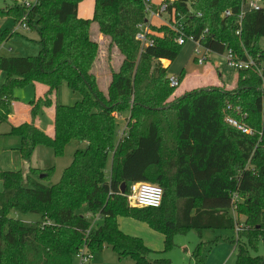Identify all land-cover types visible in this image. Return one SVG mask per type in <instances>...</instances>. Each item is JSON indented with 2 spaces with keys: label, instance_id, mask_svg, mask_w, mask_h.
Masks as SVG:
<instances>
[{
  "label": "trees",
  "instance_id": "trees-1",
  "mask_svg": "<svg viewBox=\"0 0 264 264\" xmlns=\"http://www.w3.org/2000/svg\"><path fill=\"white\" fill-rule=\"evenodd\" d=\"M83 1L40 0L29 13L31 30L41 38L39 55L0 56V71L7 74L0 86V123L9 118L16 88L29 83L48 88L30 102L31 122L12 129L22 139V159L29 162L38 146L61 157L71 142L87 144L56 184H50L53 169L0 172V264H73L84 246L94 255L106 245L136 264H171L152 259L156 252L143 239L119 228L120 217L161 233L164 252L172 249L177 234L236 230L243 217L242 230L231 240L236 264H264V254H258L264 246V75L241 71L232 90L211 87L170 101L176 88L170 86L168 69L181 50L173 32L149 23L144 0H96L91 19L78 17ZM241 7L242 0H175L171 5L186 16L189 35L198 39L208 30L204 46L213 53L231 49L264 62V8L244 16L238 36ZM229 10L232 15L225 17ZM24 14L19 5L0 8L1 16L16 23ZM93 25L109 39L107 61L112 62L115 49L123 57L117 71L110 67L106 92L93 72L100 56ZM139 25L149 27L147 44L137 39ZM12 36L0 32V43ZM178 78L181 83L184 72ZM64 83L81 100L71 106L57 102ZM43 107L54 108L53 136L35 124ZM124 116L126 135L118 140ZM228 117L252 134L228 124ZM135 183L161 187L162 205L131 207L128 195ZM20 213L38 214L41 220L23 222L14 217Z\"/></svg>",
  "mask_w": 264,
  "mask_h": 264
},
{
  "label": "rangeland",
  "instance_id": "rangeland-1",
  "mask_svg": "<svg viewBox=\"0 0 264 264\" xmlns=\"http://www.w3.org/2000/svg\"><path fill=\"white\" fill-rule=\"evenodd\" d=\"M19 0H0V8H14L18 6ZM153 23L160 25L158 20ZM97 27V26H95ZM17 28V23L12 16L0 15V32H12V38L0 43V56L2 57H35L38 56L42 47L40 44V36L36 31H25ZM162 37V36H161ZM260 46L264 47V38L260 41ZM194 45L188 42L181 47L179 57L169 67L168 74L180 77L184 72V78L181 85L176 88L177 95H185L195 90L207 89L211 87H220L225 90H232L237 85L238 72L227 64V53L220 55L211 53L209 59L204 65H198L193 55ZM104 62H105V58ZM163 64V62H162ZM168 63L165 62V65ZM7 74L0 71V86L6 83ZM208 80V81H205ZM101 82V81H100ZM216 86H214V85ZM101 86V84H100ZM102 91L106 92L104 85L101 86ZM14 94L19 98L22 106H29L30 102L36 100L35 83H29L24 87L15 89ZM173 97L170 99V101ZM81 100V95L73 93L68 85L64 83L58 90L57 101L60 104L71 106ZM13 106V103L12 105ZM50 108L43 107L40 114L41 126L47 130L50 124L49 112ZM126 123L120 119V128H126ZM118 131L119 140L120 134ZM22 145V139L17 135L10 134V126L7 122L0 123V171L14 170L16 167H22L25 162L20 152L17 150ZM76 143L71 142L65 148L61 157H56L55 165L52 162L47 163L49 169H53L50 184H56L61 180L65 169L71 165L77 150ZM34 154V153H33ZM41 157V156H40ZM33 157H31L32 159ZM30 159V160H31ZM67 161L69 164L67 165ZM35 161V158L33 159ZM111 158L108 162V174L111 167ZM64 164V165H62ZM3 190V182L0 179V191ZM130 195V194H129ZM128 195V202L130 204ZM16 219L23 222L33 223L41 220V216L34 213L14 214ZM240 216H238L239 218ZM244 218L240 217L239 222L243 224ZM119 228L126 234L139 237L144 240L147 247L153 250L152 259L165 258L171 261V264H236L237 251L235 245L231 243L233 238L237 237V230H204L199 233L195 230L185 234H177L173 238L171 250L164 252L165 242L164 236L152 230L147 224L139 222L131 218H118ZM216 241V242H215ZM259 255L264 254V246L259 245ZM73 264H82L77 257L74 258ZM90 264H136L131 258L120 259L110 246H105L101 252L95 253Z\"/></svg>",
  "mask_w": 264,
  "mask_h": 264
},
{
  "label": "built area",
  "instance_id": "built-area-1",
  "mask_svg": "<svg viewBox=\"0 0 264 264\" xmlns=\"http://www.w3.org/2000/svg\"><path fill=\"white\" fill-rule=\"evenodd\" d=\"M40 0H19V6L25 10L24 16L17 23V28L25 31H31V27L29 25V13L30 11L39 4ZM173 1L167 0L160 2L159 4H154L152 0H144L145 11L148 17V20L152 18H162L163 16H167L168 20L165 21V26L168 27L174 35V40L178 46L183 47L188 42L193 43V55L194 60L198 65H204L205 62L208 61L209 55L213 53L210 49L204 46V40L206 35L208 34V30L205 31L200 38H196L193 35H189L187 33V23L186 16L182 13L176 11L175 8L171 9ZM264 8V0H242V7L239 18V30L237 31V35L240 36L242 33V22L244 16L248 12L252 11H260ZM232 12L226 11L224 13L225 17L231 16ZM196 17H201V13H197ZM139 33L137 35V39L143 43H148V33L149 27L146 25H139ZM227 64L232 69L237 72L241 71H254L258 73L260 76L264 75V62H261L260 58H254L252 56L247 55L246 58H242L239 54L234 52L231 49H227ZM224 53V54H225ZM170 86L173 88H177L180 86V81L178 77L172 76L170 78ZM229 110L232 109L231 106L228 107ZM236 111L241 113L240 108H237ZM228 124L236 127L244 134H252V131L244 124L240 123L238 120L234 118L228 117ZM126 135V128L120 132V137L122 138ZM129 200L132 207L135 208H159L162 205L164 191L161 187L150 184V183H135L131 185L129 192ZM237 233L242 230V224L237 227ZM93 254L88 250L86 246H84L76 255L78 259L81 260L82 264H90V260Z\"/></svg>",
  "mask_w": 264,
  "mask_h": 264
},
{
  "label": "crops",
  "instance_id": "crops-1",
  "mask_svg": "<svg viewBox=\"0 0 264 264\" xmlns=\"http://www.w3.org/2000/svg\"><path fill=\"white\" fill-rule=\"evenodd\" d=\"M95 1L96 0H84L82 3H80L78 6V17L81 19L93 18L94 10H95ZM152 1L154 2V4H159L160 2L167 1V0H152ZM171 1H175V0H171ZM153 20H158L160 22V25L153 23ZM166 20H168V17L163 16L162 18H159V17L158 18H152L149 20V23L154 27H163V26H165ZM95 26L96 25L92 26V37L95 41L98 42V44L100 46V56H99L98 62H96V64H95L93 72L97 75L99 88H100V90H102V88H101L102 85H104V88H106V87L108 88V86L111 82V68L110 67L112 66L113 70L117 71L123 62V57L119 54L118 50L115 49L113 51V54H112V62L107 61L106 57H107V47L109 44V39L104 37L103 35H101L99 33L97 27H95ZM103 58H105V62H104ZM162 62H163V66L165 68H168L171 64V62L168 60H162ZM165 62L168 64L165 65ZM205 81H208V80H205ZM100 84H101V86H100ZM212 85H214V84H212ZM214 86H216V85H214ZM107 88H106V91H107ZM35 89H36V100L42 98L48 90V88L45 85L39 84V83H35ZM181 96H182V94L177 95L175 93L173 95L172 101L181 97ZM18 100H19V98L17 97V100L14 101L13 106H11V113L9 115L8 120L6 121L10 126V134L11 135H14L11 133L13 127L20 126L23 123H30L31 122L30 105L29 106H22V104ZM50 109H51V111L49 112L50 124H48L47 130H44L42 128L41 121L39 119L40 116L35 121V124L42 131H44L46 134H48L49 136H53L54 135V125H53L54 124V108H50ZM42 110H43V108H42ZM42 110H41V113H42ZM124 118H125V116L122 119L124 120ZM123 130H124V127H123ZM75 143L77 144L76 145L77 150L78 149H84L87 146L86 143H77V142H75ZM17 150L19 151L18 148H17ZM55 156L56 155H55L54 150L52 148L47 147V146H38L35 149L34 154L32 155L33 158L29 162H23L22 167L21 166L16 167V168H14V170H4V171L1 170L0 172H17V171L27 172L31 168L40 169V170H48L49 167H48L47 163L52 162L51 165L54 166L55 162L57 160ZM34 158H35V161L38 160V162L34 163L33 162ZM68 164H69V162L67 161V165ZM62 165H64V164H62ZM110 169H111V167H110ZM242 222H244V221H242Z\"/></svg>",
  "mask_w": 264,
  "mask_h": 264
},
{
  "label": "water",
  "instance_id": "water-1",
  "mask_svg": "<svg viewBox=\"0 0 264 264\" xmlns=\"http://www.w3.org/2000/svg\"><path fill=\"white\" fill-rule=\"evenodd\" d=\"M172 77V75H169L168 78L170 79ZM121 193L122 194H125L126 193V184H122L121 186Z\"/></svg>",
  "mask_w": 264,
  "mask_h": 264
}]
</instances>
